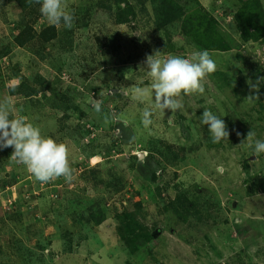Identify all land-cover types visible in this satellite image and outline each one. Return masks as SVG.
<instances>
[{
	"label": "rangeland",
	"instance_id": "obj_1",
	"mask_svg": "<svg viewBox=\"0 0 264 264\" xmlns=\"http://www.w3.org/2000/svg\"><path fill=\"white\" fill-rule=\"evenodd\" d=\"M161 1L128 0L135 14L117 23L104 6L124 2L66 0L73 26L19 47L22 4L0 0V101L65 143L73 173L42 183L0 149V264H264V153L241 143L250 129L264 140V36H240L243 0H173L184 15L158 29ZM48 25L40 13L33 28ZM154 50H208L216 62L205 91L183 95L176 112L132 96L151 84L144 61ZM204 109L224 120L228 140L212 142Z\"/></svg>",
	"mask_w": 264,
	"mask_h": 264
},
{
	"label": "clouds",
	"instance_id": "obj_2",
	"mask_svg": "<svg viewBox=\"0 0 264 264\" xmlns=\"http://www.w3.org/2000/svg\"><path fill=\"white\" fill-rule=\"evenodd\" d=\"M40 5L41 15L51 25L66 28L73 26L74 14L68 11L66 0H29ZM145 69L151 78L149 87L136 86L131 89L135 100L143 102L146 98L152 101L153 107L164 114L165 109L176 112L183 107L181 97L205 91L206 77L216 71V62L208 50L192 51L188 57L168 54L163 56L160 50L146 55ZM261 78L248 82L253 94L245 99L249 102L259 98ZM154 97V99H153ZM94 109L99 112L101 102L93 99ZM151 108H145L141 114L142 123L148 127L151 123ZM200 122L207 126L213 143L228 140L230 135L223 119L217 117L209 109H204ZM239 137L241 134L236 133ZM256 133L251 129L241 142L253 148L254 153H264V140L256 139ZM11 147V158L23 164L36 180L48 183L60 177L66 182L73 180V173L68 159V147L63 142H57L51 137L41 134L38 126L27 117L13 114L7 100L0 101V149Z\"/></svg>",
	"mask_w": 264,
	"mask_h": 264
},
{
	"label": "trees",
	"instance_id": "obj_3",
	"mask_svg": "<svg viewBox=\"0 0 264 264\" xmlns=\"http://www.w3.org/2000/svg\"><path fill=\"white\" fill-rule=\"evenodd\" d=\"M22 4V10L24 15L22 17V23L19 26L20 30L14 36V43L19 47H27V46H44L47 42L52 40L56 35L55 25H48L42 28L40 31H37L33 28V24L39 17L40 5L36 3H30L29 0H18ZM136 3L143 4L144 0H134ZM116 3H126V7L121 8L120 6L117 10L112 11L111 4L105 5L104 8L113 16V19L117 23H124L128 20L129 16L135 14V11L132 7H129L128 0H115ZM128 7V8H127ZM144 10V9H143ZM154 25L156 28L160 29L165 27L166 25L172 23L175 20L180 19L182 15H184L183 8L178 3L173 0H162L160 4L155 5L154 9ZM26 18V19H25ZM200 18H204L201 16ZM211 18L208 14L205 15V20H209ZM212 20V18L210 19ZM234 20L236 23V28L242 36L243 39L252 38L254 40H258L260 37L264 36V13L260 7L259 0H243L241 1L240 8L236 11L234 15ZM26 21V22H25ZM204 21V19H203ZM25 22V23H24ZM219 43H223V41H218ZM212 46L213 49H227L225 44H219ZM18 87L22 88V82L18 85ZM12 89V88H11ZM44 88L42 89V91ZM32 94V90L27 89L24 92V96H29ZM184 197L177 199L178 203H180ZM176 201V199H175ZM103 219V216L95 217L91 215L90 219L93 220L96 224H99ZM122 229L119 228L118 231ZM140 237L139 235H137ZM124 240L127 239L124 237Z\"/></svg>",
	"mask_w": 264,
	"mask_h": 264
}]
</instances>
